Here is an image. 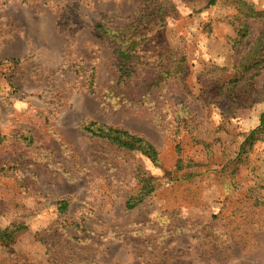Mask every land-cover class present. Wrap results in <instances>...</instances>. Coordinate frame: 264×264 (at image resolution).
I'll return each mask as SVG.
<instances>
[{
	"label": "rangeland",
	"instance_id": "rangeland-1",
	"mask_svg": "<svg viewBox=\"0 0 264 264\" xmlns=\"http://www.w3.org/2000/svg\"><path fill=\"white\" fill-rule=\"evenodd\" d=\"M172 1L121 89L96 26L132 24L134 2L0 0V229L27 226L11 247L0 243V264H264V142L237 158L260 125L264 78L224 96L208 78L259 37L264 24L252 21L233 48L239 10L264 14V0ZM183 59L186 72L147 95L164 66ZM90 122L138 135L157 160L88 135ZM147 178L154 192L128 210Z\"/></svg>",
	"mask_w": 264,
	"mask_h": 264
},
{
	"label": "trees",
	"instance_id": "trees-1",
	"mask_svg": "<svg viewBox=\"0 0 264 264\" xmlns=\"http://www.w3.org/2000/svg\"><path fill=\"white\" fill-rule=\"evenodd\" d=\"M22 1L23 3L27 2V0ZM131 1L137 5V9L135 10L137 18L132 24L123 28L113 29L101 24L96 26V30L100 35L110 42L113 53V64L119 75L116 88L121 89L127 87V82L137 74L138 67L142 65V46L148 40L145 37L150 26L156 25L163 27L168 15L174 12L176 8L172 0ZM217 4L218 0H209L207 6L213 7ZM239 14L240 16L236 17L235 23L233 24L236 29V37L232 40L234 49L243 47L248 41L251 34L252 21H261L264 24V14L254 16L244 12V10H239ZM184 63L185 59L174 66H170L168 69V66H164L158 80L148 89L147 95L150 94L153 88L160 89L166 80H173L184 74L186 72ZM218 71L216 69L210 72L208 78L210 82L217 81L219 83L220 96L227 95L235 90H251L255 86H258L261 83L260 80L264 78V28L251 48L231 70L223 68ZM87 84L88 89H93L96 86L94 74L87 77ZM110 94H116L117 99H123V102L129 101V98H123L118 92H111ZM184 123H186V120ZM82 130L96 139L107 141L111 145L128 152H135L146 148L147 155L153 161H156L158 158V152L153 146L147 144L143 138L128 130L102 125L97 122L84 123ZM23 140L31 143L32 139L25 136ZM260 142H264V113L260 117V125L244 135V139L237 152V158H248L249 151ZM177 150L179 153L182 152L180 145L177 146ZM202 166L191 161L188 167L198 168ZM178 168L180 171L184 169L180 160L178 162ZM192 176L195 175H189L188 178ZM151 181V179L147 178L140 182L142 184L140 192L138 195L129 198L126 203L128 210H132L143 203L154 192L155 187ZM58 204L61 213H67L70 202L64 199ZM26 229L27 226L25 224L19 223L12 224L5 229H0V243L6 247H11L15 244L17 235Z\"/></svg>",
	"mask_w": 264,
	"mask_h": 264
}]
</instances>
